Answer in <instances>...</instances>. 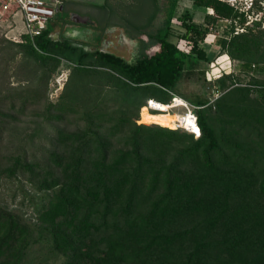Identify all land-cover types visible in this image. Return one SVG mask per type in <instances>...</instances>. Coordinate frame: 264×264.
<instances>
[{"label": "trees", "instance_id": "16d2710c", "mask_svg": "<svg viewBox=\"0 0 264 264\" xmlns=\"http://www.w3.org/2000/svg\"><path fill=\"white\" fill-rule=\"evenodd\" d=\"M180 1L152 0L129 21L131 61L50 26L0 39V264H264V17L249 20L264 0H190L212 8L202 22L176 13ZM213 28L237 68L215 80L212 105L192 102L200 136L141 123L148 98L170 102L193 64L211 60ZM21 115L32 126L10 128ZM142 117L169 125L167 112Z\"/></svg>", "mask_w": 264, "mask_h": 264}, {"label": "rangeland", "instance_id": "374dc122", "mask_svg": "<svg viewBox=\"0 0 264 264\" xmlns=\"http://www.w3.org/2000/svg\"><path fill=\"white\" fill-rule=\"evenodd\" d=\"M103 0H100V2ZM163 5L166 0H160ZM232 4H238L244 9H249V6L252 3V0H228ZM152 0H120L119 6L117 5L115 11L110 10H100L98 8H88L83 10L79 7L80 14L86 15L88 17L87 22L76 23L68 19L66 24L67 26L62 31V34L73 38L75 40L86 41L89 44V47H94L99 45L101 48L109 46L108 42L104 40L110 32L112 34V41L110 42V48L117 50V53L123 55L128 60H133L136 55L139 53V44L136 40L130 39V36L127 35L125 27H128L129 21L132 24H138L143 19H146L149 16L151 11ZM260 10H253L250 12L249 20L256 18L264 17V3H262ZM192 13L193 18L197 22H202L204 20V15L206 12H212L210 7H199L192 3L190 0H181L179 6L176 9V13L182 14L185 11ZM9 10H4L0 13V39L5 37L13 41H20L21 34L23 33V23L19 16L14 17ZM164 11H161L154 24L152 29L160 26L164 19ZM64 12L56 11V14L53 19L51 28L55 29L58 25H63L64 22ZM177 22L174 21L175 32H177ZM111 30V31H110ZM176 34V33H175ZM221 31L216 28L211 29L202 43V46L206 50L210 61L200 60L186 72V75L181 79L178 84L177 90L174 92L177 95L182 96L184 99L197 103L199 99H207L208 105H212L215 99L219 96V92L216 88L215 80L224 72H231L236 70L237 63L231 60L226 54L219 51V46L217 44L218 38L220 37ZM142 39L148 41L146 35L141 36ZM174 41H177L178 46L184 50H189L191 45L186 44L185 40L179 39L176 36L173 37ZM156 47H152L150 52H154ZM2 66L0 65V71ZM68 70L63 69L50 83L49 85V94L50 98L56 100L60 94L64 83L67 79ZM10 81L17 83V80L12 76ZM243 81H246L247 78L243 77ZM145 108L142 109L141 123L169 127L171 129L175 128V124L168 121L169 125H157L150 124L148 121L143 120V115L145 113ZM176 110V109H175ZM179 110V109H177ZM34 117L28 115H21L20 119L12 122L10 128L15 130H23L32 126Z\"/></svg>", "mask_w": 264, "mask_h": 264}, {"label": "built area", "instance_id": "2783aa9c", "mask_svg": "<svg viewBox=\"0 0 264 264\" xmlns=\"http://www.w3.org/2000/svg\"><path fill=\"white\" fill-rule=\"evenodd\" d=\"M59 5L60 1L58 0L55 2H48L46 0H5L4 2H1L0 13L4 10H9V8L12 6L14 9L20 10L23 16L25 33L33 38L34 36L41 34L48 28V26H50L56 11L59 8ZM185 42L188 44L187 41ZM170 93L172 94V98L170 102L167 103V105L174 106H171L166 111H163L160 109L161 101L157 100L156 98H148L145 104L141 107L140 118L143 108L150 112H167L173 114L176 116V127L173 129H183L189 133H192L194 137L198 138L201 134V128L198 122L196 109L200 106L195 105L194 103L176 95L173 92ZM177 98L180 99V103L177 102Z\"/></svg>", "mask_w": 264, "mask_h": 264}, {"label": "crops", "instance_id": "0c3cea01", "mask_svg": "<svg viewBox=\"0 0 264 264\" xmlns=\"http://www.w3.org/2000/svg\"><path fill=\"white\" fill-rule=\"evenodd\" d=\"M0 1L4 2L5 0H0ZM46 1L55 2L56 0H46ZM58 1H60V5H59V8H58V11H63L64 12V20H63L64 24L62 26L58 25L55 29L54 28L52 29L51 25H52L53 21L51 22L50 28H51L52 35L54 37H58V36H60L62 34V31L67 26L66 22H67L68 19H70V20H72L73 22H76V23H82V22H87L88 21V17L86 15L80 14L79 9L81 7H84V8H81L83 10H87L88 8H86V7H91L92 9L96 7L98 9L104 10V11L105 10H110V11L114 10L115 11L116 9L118 10V8H116V6L117 5L119 6V1L120 0H103L101 2H100V0H58ZM10 10H11L10 12L13 14L14 17H16V16L20 17V19H21V21L23 23L22 31L24 32L25 29H24V22H23L22 12L20 10L14 9L13 6L10 8ZM104 39H105V37H104ZM130 39L136 40V39L132 38L131 36H130ZM106 40L109 43L108 44L109 46L105 45V48H103V49H107V50L114 51V52L117 53V50H114L113 48H110V42L112 41L111 32L107 36Z\"/></svg>", "mask_w": 264, "mask_h": 264}, {"label": "bare ground", "instance_id": "6f19581e", "mask_svg": "<svg viewBox=\"0 0 264 264\" xmlns=\"http://www.w3.org/2000/svg\"><path fill=\"white\" fill-rule=\"evenodd\" d=\"M177 102H179L180 103V99L179 98H177ZM171 106H174V105H167V103L166 104H164V103H161V110H163V111H166L168 108H170ZM170 114V113H169ZM175 120H176V116L175 115H173V114H170V120H169V122H170V124H172V123H174L175 124ZM175 126H176V124H175Z\"/></svg>", "mask_w": 264, "mask_h": 264}, {"label": "flooded vegetation", "instance_id": "af4514ba", "mask_svg": "<svg viewBox=\"0 0 264 264\" xmlns=\"http://www.w3.org/2000/svg\"><path fill=\"white\" fill-rule=\"evenodd\" d=\"M106 39H107V37L104 40H106ZM106 42H107V40H106Z\"/></svg>", "mask_w": 264, "mask_h": 264}]
</instances>
